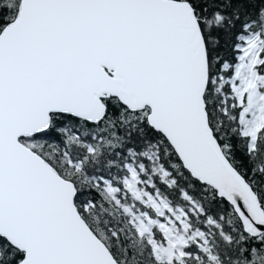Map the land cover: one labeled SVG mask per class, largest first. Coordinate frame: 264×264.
<instances>
[{
    "label": "snow or ice",
    "instance_id": "snow-or-ice-1",
    "mask_svg": "<svg viewBox=\"0 0 264 264\" xmlns=\"http://www.w3.org/2000/svg\"><path fill=\"white\" fill-rule=\"evenodd\" d=\"M0 264H264V0H0Z\"/></svg>",
    "mask_w": 264,
    "mask_h": 264
}]
</instances>
